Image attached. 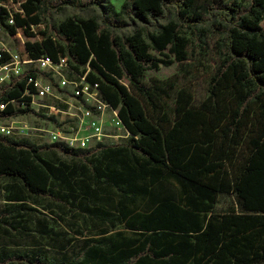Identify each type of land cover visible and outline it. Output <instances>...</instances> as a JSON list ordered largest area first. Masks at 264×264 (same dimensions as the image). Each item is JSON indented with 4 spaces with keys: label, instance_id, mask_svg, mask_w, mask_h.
<instances>
[{
    "label": "trees",
    "instance_id": "16d2710c",
    "mask_svg": "<svg viewBox=\"0 0 264 264\" xmlns=\"http://www.w3.org/2000/svg\"><path fill=\"white\" fill-rule=\"evenodd\" d=\"M52 2L0 0V27L24 59L47 55L67 57L76 70L88 65L87 79L119 109L131 137L125 148L90 157V184L82 182L80 192L71 185L75 169L25 140L0 137V178L19 185L7 196L16 204L6 213L19 219L34 211L24 205V192L50 195L97 230L76 254L0 248V264L12 258L27 264H264V0L246 6L239 0H126L119 11L109 0ZM67 8L101 14L68 17L55 27L58 37L50 35L46 15ZM10 14L13 25L6 23ZM210 29L219 64L202 102L194 104L171 80L143 82L147 71L184 63L193 40L207 46ZM20 36L34 40L23 47ZM56 146L75 156L88 153ZM62 185L68 194L57 191ZM99 187L116 192L118 203L100 205ZM220 195L234 197L222 212ZM19 221L12 227L28 233Z\"/></svg>",
    "mask_w": 264,
    "mask_h": 264
},
{
    "label": "built area",
    "instance_id": "2783aa9c",
    "mask_svg": "<svg viewBox=\"0 0 264 264\" xmlns=\"http://www.w3.org/2000/svg\"><path fill=\"white\" fill-rule=\"evenodd\" d=\"M2 6V5H1ZM13 25L10 14L6 20ZM20 36L24 47L27 41ZM76 70L67 57L22 58L9 33L0 27V137L33 146L89 150L131 137L118 108L105 99L96 82Z\"/></svg>",
    "mask_w": 264,
    "mask_h": 264
},
{
    "label": "rangeland",
    "instance_id": "374dc122",
    "mask_svg": "<svg viewBox=\"0 0 264 264\" xmlns=\"http://www.w3.org/2000/svg\"><path fill=\"white\" fill-rule=\"evenodd\" d=\"M116 11L120 10L121 5L126 0H109ZM60 0H53L52 6L59 4ZM89 1H82L87 4ZM246 6L248 0H239ZM100 9L89 8L88 10H74L67 8L60 14H47L45 19L48 27L46 28L50 35L58 37L55 27L68 17H95L99 18ZM264 25V21H263ZM214 30L210 29L208 45L204 46L199 40H193L188 48V59L182 63H174L171 66H161L158 70H151L145 73L143 82L145 84H159L164 81L171 80L176 83L177 89H186L191 93L194 104H199L207 96L208 84L216 72L219 60L213 48ZM176 91H173L172 98L168 103L167 112L173 117L175 108ZM0 118V124H5ZM128 139H118L115 145L97 146L87 150L84 155H72L65 153L57 146H48L41 148V152L46 158L57 164H64L69 168L76 170V176L73 178L71 185L76 191L82 182L89 183L88 161L94 154H98L105 148L127 147ZM84 167L85 172L80 168ZM18 187L7 178H0V248H6L9 251H46L50 256H55L63 252L76 254L81 243L89 238L92 234H96L94 223L88 220L80 212L70 209V206L63 200L52 197L50 195L33 196L23 193L24 205L34 209L33 212L23 213L19 219L13 218L4 210L12 208L16 203H9L7 196L13 193V188ZM91 188L94 186L91 185ZM57 191L62 194H68L69 189L66 185L57 187ZM80 192V191H79ZM97 201L104 207L115 206L119 197L113 190L99 187L96 189ZM70 200V199H68ZM79 201V200H78ZM234 204V197L231 195H220L216 208L218 211H226ZM20 220L21 226L29 229L28 233H24L20 229L13 228L12 225ZM41 222L42 226H41ZM44 225V226H43ZM45 232L52 231L51 235ZM64 248V249H61ZM1 264H27L22 260L12 258Z\"/></svg>",
    "mask_w": 264,
    "mask_h": 264
}]
</instances>
